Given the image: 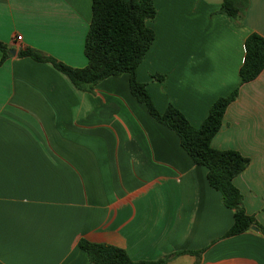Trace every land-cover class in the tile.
<instances>
[{
    "label": "crops",
    "instance_id": "0c3cea01",
    "mask_svg": "<svg viewBox=\"0 0 264 264\" xmlns=\"http://www.w3.org/2000/svg\"><path fill=\"white\" fill-rule=\"evenodd\" d=\"M222 1L152 0L155 40L137 78L160 113L172 104L195 128L239 89L211 146L249 159L234 185L264 227V71L240 78L247 38H264V0H248L242 18L222 12ZM95 6L0 0L9 51L1 64L0 50V264H89L82 239L124 249L134 262L202 251L167 264H264V235L225 238L234 212L178 135L132 96L127 74L89 93L51 64L19 56L30 48L86 68Z\"/></svg>",
    "mask_w": 264,
    "mask_h": 264
},
{
    "label": "trees",
    "instance_id": "16d2710c",
    "mask_svg": "<svg viewBox=\"0 0 264 264\" xmlns=\"http://www.w3.org/2000/svg\"><path fill=\"white\" fill-rule=\"evenodd\" d=\"M95 5L93 22L85 39L84 54L88 60L86 68H72L30 48L22 50L19 56L51 64L78 90L89 93L102 81L127 74L132 96L146 107L153 119L178 135L182 148L192 161L207 169L210 187L220 192L224 206L234 212V223L225 238L243 234L252 227L264 235V227L258 224L255 217L246 213L243 196L234 185V179L247 168L249 159L237 151H221L211 146L239 89L217 99L199 128L193 127L172 104L168 105L164 113H160L149 95L147 85L137 78L138 68L155 40L154 31L147 25L156 16L152 0H95ZM248 6V0H223L221 11L233 18H242ZM0 50L3 53L2 64L9 57V51L1 42ZM263 71L264 38L252 34L245 42V58L240 69L241 84L256 80ZM155 79L163 81L164 77L156 76ZM79 248L88 256L89 264H167L176 256L200 257L202 254V251L180 252L158 261L134 262L124 249L109 244L82 239Z\"/></svg>",
    "mask_w": 264,
    "mask_h": 264
},
{
    "label": "water",
    "instance_id": "95a60500",
    "mask_svg": "<svg viewBox=\"0 0 264 264\" xmlns=\"http://www.w3.org/2000/svg\"><path fill=\"white\" fill-rule=\"evenodd\" d=\"M11 54L14 55L15 54V51H11ZM251 229L254 230V231H257V228H255V227H252Z\"/></svg>",
    "mask_w": 264,
    "mask_h": 264
},
{
    "label": "built area",
    "instance_id": "2783aa9c",
    "mask_svg": "<svg viewBox=\"0 0 264 264\" xmlns=\"http://www.w3.org/2000/svg\"><path fill=\"white\" fill-rule=\"evenodd\" d=\"M21 39H22V38H21L20 36L17 37V40H18V41H21Z\"/></svg>",
    "mask_w": 264,
    "mask_h": 264
}]
</instances>
